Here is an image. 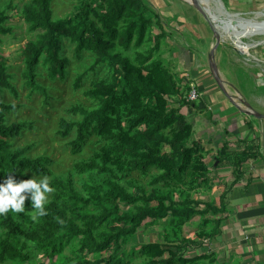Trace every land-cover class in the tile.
I'll return each mask as SVG.
<instances>
[{
  "label": "trees",
  "instance_id": "1",
  "mask_svg": "<svg viewBox=\"0 0 264 264\" xmlns=\"http://www.w3.org/2000/svg\"><path fill=\"white\" fill-rule=\"evenodd\" d=\"M51 3L52 0H32L23 10L24 19L30 25L31 31L46 30L50 36L46 43H29L25 48L24 77L27 85L34 91L47 94V89L37 82L38 67L44 52L47 53L49 78H65L69 60L60 58L59 55L60 37L63 36L69 37L76 44L79 56L87 49L94 51L103 61H108L115 75L112 83L97 85L98 91L103 95L99 108H71L70 113L82 116V120L75 124L63 119L59 134L68 138L76 129V139L70 144L74 153H81L94 130L103 132L110 126L119 103L130 105L126 108L125 119L118 126L120 130L104 136L108 145L106 152L101 153L100 161L92 158L91 161L76 165L79 173L99 171L107 176L102 185H85L88 194L97 196L100 200V213L86 212V205L90 201L75 188L71 178L61 179L53 176L49 157H30L31 145L21 149L12 147L11 142L20 137L27 127H33V124L8 123L7 115L17 111L19 105L4 102L5 89L15 95L17 90L10 82V75L4 66V57L0 55V179L4 181L11 175L19 182L48 176L50 186L54 189L52 198L45 205V215L37 216L28 199L25 200L23 212L9 210L0 214V263L16 259L22 263L28 262L33 256L30 243H33L35 250L47 260L63 254L67 247L78 241L77 254L80 261L74 264H102L103 261H93L87 256L108 252L113 247L120 249L123 241L134 235L144 221L151 220V224H154L168 217H171L170 224L179 226L199 215L204 224H214L212 237L217 236L227 216L225 194L221 196L220 203L206 202L204 208H200L196 202L185 201L183 209H179L169 194L131 193L121 183L122 177L108 165L109 157L112 156L115 163L125 162L130 172L148 173L158 168L162 172L153 184H159L172 178L183 181L185 173L194 166L193 161L197 160L195 167L200 171L203 182L201 185L210 182L208 164L202 157L206 152L205 147L199 142H193L191 146L187 144L193 135V125L181 113V107L188 104L187 93L182 96L183 91L179 90L177 79L159 60L147 65L146 68L152 75L145 78L141 72L129 66L128 59L109 51L120 38L121 21L124 19L128 21L122 31L124 48L129 50L133 44L135 48H140L146 42L147 30L151 23L145 15L149 12L148 6L143 0H95L81 9L77 19L54 21ZM7 20L8 16L0 10L2 34L11 31L4 27ZM165 37V31L162 30L155 38L156 50L160 48V39ZM153 55L154 50L143 57L142 63L147 64ZM156 67L160 70L161 83L153 80ZM82 79L83 76L77 78L76 89L81 88ZM172 97H175L177 102ZM149 98H157L159 102L152 108L147 104ZM181 100L183 103L179 105ZM168 129H171V133H167ZM165 146L170 150L161 152ZM227 150L225 144L219 154L226 155ZM252 155V149H246L236 166L240 167ZM154 202L157 205H152ZM121 203L136 206L135 210L120 213ZM139 203L142 205H136ZM111 221L121 226L116 225L109 233L101 230ZM195 260L197 258L189 261ZM174 261V258L161 259L159 264H173ZM112 263L123 264V259L112 254L106 264Z\"/></svg>",
  "mask_w": 264,
  "mask_h": 264
},
{
  "label": "rangeland",
  "instance_id": "2",
  "mask_svg": "<svg viewBox=\"0 0 264 264\" xmlns=\"http://www.w3.org/2000/svg\"><path fill=\"white\" fill-rule=\"evenodd\" d=\"M143 1L149 10L145 15L151 21L147 30L146 42L140 48H135L134 44L129 50L124 48L122 31L128 24V21L124 19L121 21L120 38L109 51L128 59L129 66H132L135 71L141 72L145 78L152 75L151 71L146 68L147 65L158 60L162 61L163 65L177 79L179 90L183 91V96L189 92L190 88L184 78H180L183 68L180 67L179 62L177 63L182 51L181 44L186 42L184 34L186 32H181L180 29H182V24H188L191 21L188 17L191 14L196 13L201 17L202 15L194 6L183 0ZM207 1L204 4L211 9V14H214L213 9L216 11L223 10V12L229 13L228 16L225 15L226 18L233 17V14L249 18L254 17V13L264 14V0H221L223 8L216 6L214 2ZM31 2L32 0H0V10L8 16L4 27L11 29L8 34L0 33V55L4 57V66L10 75V82L17 90L15 95L10 90L5 89L3 99L7 104L19 105L17 111L7 115V120L9 124L18 122H32L33 124V127H27L20 137L11 142L12 147L21 149L31 145L30 157H49L53 176L61 179L71 178L74 181L75 188L90 201L87 203L85 211L100 213V200L97 196L88 194L85 185H102L107 176L100 174L99 171L79 173L76 165L80 162L91 161L92 158H97L100 161V155L106 152L108 145L104 136L120 130L118 126L125 119L126 108L130 104L117 103L110 126L103 132L94 130L84 150L81 153L73 152L70 143L76 139L77 130H73L68 138H63L59 134L61 121L65 119L75 124L81 122L82 116H75L70 113V109L75 106H81L87 110L99 108L100 99L103 95L98 91L97 85L99 83H112L115 77L113 67L108 61L100 59L92 50L85 49L79 56L76 44L69 37L63 36L60 37L61 49L59 55L60 58L69 60L65 78L58 77L56 80L49 78L46 65L47 53L44 52L38 67L37 82L47 89V94L32 90L27 85L24 77L26 70L25 48L29 43H46L50 36L46 30H30V25L24 19L23 10ZM92 2H95V0H52V19L54 21L77 19L81 9ZM230 20H233V18ZM230 20L226 19V22ZM262 21H264L263 16L260 18L259 23L264 24ZM229 24L232 26L231 23ZM162 30L165 31L166 37L160 39V48L156 50L154 47L155 38L161 34ZM233 30L232 28L231 33H233ZM243 40L246 46L247 44L253 46L238 47L224 40L225 44H222V49L225 50V57L222 60L220 72L228 92L230 94L242 92L241 94L244 93L246 99L245 94H259L264 91V35H253ZM256 41L262 44L256 45ZM214 43L215 39L213 37L212 45ZM174 49L177 52H174ZM152 50H154L153 58L147 64H143V57H146ZM159 71L158 67L154 68L156 74L153 75V80L161 83ZM80 76H83L82 86L76 89L75 82ZM175 97H172V99L177 102ZM157 102H159L157 98L147 100V104L151 105L152 108L156 106ZM178 103L180 105L183 101L181 100ZM167 133H171V129H168ZM172 133L174 134V129H172ZM192 137L187 142L190 146L193 142H198ZM210 144L205 147L206 152L203 156L200 155L208 164L209 184L201 185L203 182L200 178V171L196 170L195 167L198 164L197 160L193 161L194 166L190 167V170L185 173L183 181L172 178L170 181L159 184H153V181L162 172L158 168H154L148 173L130 172L125 162L115 163L112 156L109 157L108 165L122 177L121 183L131 193L142 194L145 192L147 195L155 192L166 193L173 198V202L176 203V207L179 209H183L185 201L196 202L198 207L204 208L206 202H219L217 196L212 192L215 178L213 160L216 159L214 155L218 144L215 139ZM169 150L170 148L165 146L161 149V152ZM2 182L3 180L0 179V183ZM51 198L52 192L48 193V201ZM152 205H157V203L154 202ZM135 207L121 203L120 213L134 211ZM170 219L171 217H168L154 224H151V220H146L134 235L123 241L120 249L113 247L108 252L92 254L87 257L93 261H103L102 264H106L112 254L123 259V264H159L161 259L168 260L170 258L175 259L173 264H230L229 259L223 260L224 258L214 251L213 223L204 224L202 217L199 215L193 216L179 226L170 224ZM116 225L121 226V224L111 221L103 226L101 230L109 233L116 228ZM30 249L33 256L28 262L22 263L16 259L7 260L0 264H74L80 261V256L77 254L78 241L67 247L63 254L47 260L35 250L33 243H30ZM83 256L86 257V255ZM194 258H197V260L189 261Z\"/></svg>",
  "mask_w": 264,
  "mask_h": 264
},
{
  "label": "crops",
  "instance_id": "3",
  "mask_svg": "<svg viewBox=\"0 0 264 264\" xmlns=\"http://www.w3.org/2000/svg\"><path fill=\"white\" fill-rule=\"evenodd\" d=\"M188 17L191 21L180 29L186 32V42L181 44L177 63L183 68L180 78L190 88L195 84L200 98L196 102L187 101L181 113L193 125L194 140L204 147L214 139L218 144L213 160L212 192L218 203L225 194L227 208L220 232L213 238L214 251L223 260L229 259L230 264H264V120L243 113L219 89L208 60L212 31L200 15ZM222 48L223 45L216 53L219 68L225 57ZM245 97L257 111L264 113V91ZM225 144L228 153L220 155ZM246 149H252L256 156L237 167L236 162Z\"/></svg>",
  "mask_w": 264,
  "mask_h": 264
},
{
  "label": "clouds",
  "instance_id": "4",
  "mask_svg": "<svg viewBox=\"0 0 264 264\" xmlns=\"http://www.w3.org/2000/svg\"><path fill=\"white\" fill-rule=\"evenodd\" d=\"M53 191L48 176L18 182L13 176L9 175L3 183H0V214H5L9 210L23 212L25 210V200L28 199L37 216L45 215L48 193ZM33 218L35 219L36 216Z\"/></svg>",
  "mask_w": 264,
  "mask_h": 264
},
{
  "label": "water",
  "instance_id": "5",
  "mask_svg": "<svg viewBox=\"0 0 264 264\" xmlns=\"http://www.w3.org/2000/svg\"><path fill=\"white\" fill-rule=\"evenodd\" d=\"M185 1V0H183ZM191 5L190 2L185 1ZM215 5L218 7H223L222 1L221 0H215ZM194 6L199 13L202 15V17L205 19V21L208 23V26L210 27L213 37L215 39V43L212 45L211 50L208 55V60H209V66L211 73L216 80L218 86L222 90V92L228 97V99L238 108L240 109L243 113L253 116L257 119L264 120V113H261L257 111L246 99H244L243 95L239 92L236 94H230L228 90L226 89V83L224 79L222 78L220 68L217 63V58H216V53L218 51V48L224 43V37L222 33L220 32L219 28L216 26L214 17L211 15V9L205 5L201 0H194ZM222 10V8H220ZM215 13L218 15H224L223 10L222 11H216ZM226 13V12H225ZM232 25L236 26L240 22L236 20H230ZM232 26V27H234ZM225 31L229 30V27L225 26Z\"/></svg>",
  "mask_w": 264,
  "mask_h": 264
},
{
  "label": "bare ground",
  "instance_id": "6",
  "mask_svg": "<svg viewBox=\"0 0 264 264\" xmlns=\"http://www.w3.org/2000/svg\"><path fill=\"white\" fill-rule=\"evenodd\" d=\"M191 3V5H194V0H185ZM203 3H207V0H201ZM211 2L215 3V0H209ZM216 4V3H215ZM223 8V7H222ZM214 14H211L214 17V21L216 26L219 28L220 32L222 33L225 41L227 42H231L232 44H235L236 46L240 47V46H246V43L244 42V38H249L250 36L253 35H258V34H263L264 35V30L261 31V29H264V24L263 23H259L260 18H264V14L263 13H254V17H243L242 15L240 16L239 14H233L232 16H229L228 18L225 17L229 15V13H223L224 15H218L215 13V9H213ZM240 18H239V16ZM256 16V17H255ZM239 21L240 23L234 27H232L229 23L230 21L226 22L227 20L232 19ZM264 22V21H262ZM225 26L229 27L228 31H225ZM261 26V27H259ZM234 29L231 33V29ZM257 29V30H256ZM256 45L262 44L261 42H257L256 41ZM253 45H248L246 47H250Z\"/></svg>",
  "mask_w": 264,
  "mask_h": 264
},
{
  "label": "built area",
  "instance_id": "7",
  "mask_svg": "<svg viewBox=\"0 0 264 264\" xmlns=\"http://www.w3.org/2000/svg\"><path fill=\"white\" fill-rule=\"evenodd\" d=\"M200 98V93L195 84H191L190 91L187 93L188 102H196Z\"/></svg>",
  "mask_w": 264,
  "mask_h": 264
}]
</instances>
